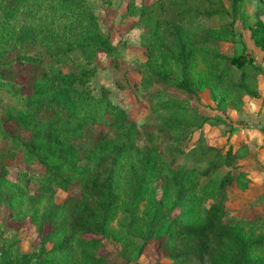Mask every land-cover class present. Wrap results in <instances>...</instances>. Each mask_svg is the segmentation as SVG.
<instances>
[{"label":"trees","instance_id":"trees-1","mask_svg":"<svg viewBox=\"0 0 264 264\" xmlns=\"http://www.w3.org/2000/svg\"><path fill=\"white\" fill-rule=\"evenodd\" d=\"M226 1L228 5L225 0L157 1L160 8H172L175 17L170 20L156 14L145 41L147 60L138 70L145 88L153 83L164 87L146 90L149 104L159 126L174 132L176 138L193 121L185 118L186 99L166 90L190 93L188 78L178 75L195 63L196 55L209 79L227 80L238 100L258 91L254 75L245 70L236 73L243 68L244 55H228L219 46L238 42L234 26L240 21L264 53L260 18L264 0ZM248 4L256 7L252 14ZM213 17L219 20L218 27L208 25ZM113 51L110 36L87 0H0V71L6 75L0 72V90L16 99L5 109L4 118L29 133L27 139L17 140L24 168L17 167L13 174L12 165L0 151V204L7 203L10 219L29 220L38 236L34 246L23 250L17 230L1 224L0 264H110L99 253L101 239L110 234L123 176L137 164L145 166L144 180L162 178L173 187V192L163 191V199L170 197L172 210L187 209L188 219L178 215L168 223L160 245L166 264H220L219 256L225 253L228 264H264V237L244 232L245 226L253 227L256 222L227 219V192L238 175L229 170L218 181L201 185L221 166H230L239 148L219 149L206 163L201 155L192 165L174 167L167 162L171 149L155 143L148 125L142 127L154 143L138 146V127L125 109L112 101L109 89L95 91L91 86L98 55H112ZM21 69L29 73L25 93L15 81ZM206 83L204 80L198 87L203 89ZM200 118L199 122L195 119L197 129L207 121V117ZM90 125L105 126L106 132L100 131L92 147L82 149L78 141ZM0 134L17 139L1 123ZM178 151L184 152L179 146ZM33 162L39 164V171L30 167ZM34 180L38 184L31 188ZM76 188L78 195L57 200L58 192L70 193ZM207 196L213 201L204 206ZM198 212L195 220L193 215ZM66 228L68 233L59 237ZM50 241L54 243L48 249ZM147 244L139 243L133 254L125 255L127 261L141 255Z\"/></svg>","mask_w":264,"mask_h":264},{"label":"rangeland","instance_id":"rangeland-1","mask_svg":"<svg viewBox=\"0 0 264 264\" xmlns=\"http://www.w3.org/2000/svg\"><path fill=\"white\" fill-rule=\"evenodd\" d=\"M157 1L87 0L88 5L96 13L102 30L108 33L114 45L112 55L105 53L98 55L97 71L91 80V86L95 91L102 87L110 90L112 101L123 107L129 119L138 127L137 144L141 148L150 147L154 143L142 127L148 125L156 138L155 143L163 149H171L167 155V162L174 167L182 164L192 165L201 155L206 163L213 159L219 149L225 152L229 146H232L233 150L239 148L230 166H221L213 176L203 179L201 185L208 181H218L227 171L232 170L238 177L231 182L227 192L229 195L227 219L238 218L256 222L253 227L245 226L244 232L253 231L254 236L264 237V53L248 36L240 21L234 26L238 42H221L219 46L228 55H244L243 68H237L236 73L245 70L257 79L258 91L253 96L242 97L241 100L230 92L227 80L219 82L210 80L205 65L199 55H196L195 63L187 66L183 75H178L180 79L188 78L190 93L173 88L166 90L171 96L186 99L188 113L185 118L187 121H193L190 127H184L181 137L176 138L174 132L159 126L157 116L149 104L146 90L164 87L153 83L152 86L145 88L142 84V74L138 70L147 60L145 41L152 32L151 25L156 20V14L160 13L170 20H174L175 17L172 8L165 6L160 8ZM225 5H228L226 0ZM246 7L251 14L256 10L254 4H248ZM260 18L264 22V15ZM219 24L217 17H213L208 23L210 27H218ZM246 55L252 57V62H248L249 58ZM21 70L22 72L16 74L15 81L22 85L25 93L29 88L26 84L29 73L27 70ZM0 72L5 75V72ZM204 80L207 86L200 89L198 85ZM15 103V98L0 90L1 126L17 136L14 140L0 134V151L7 163L12 165L13 174L17 167L26 166L21 152H17V140H25L29 136L20 125L5 121V109ZM201 116L207 117V121L197 129L196 125L199 120L201 121ZM100 131L106 132V127L87 126L78 141L81 148L92 147ZM178 146L184 152L180 153ZM30 167L35 171L41 169L35 162L31 163ZM136 169L126 172L123 176L115 215L109 224L110 234L101 239L102 248L99 253L104 255L110 264H166L160 245L168 231V223L178 215L188 219L187 209L177 207L172 210L168 200L170 197L163 199V191L173 192L169 182L162 178L144 180L141 175L145 166L137 164ZM37 184V180H34L31 188H35ZM78 193L76 188L70 193L58 192L56 196L57 200L61 201ZM212 201L213 199L207 196L203 200V205L208 206ZM199 215L200 212L193 215L195 220ZM9 216L7 203L0 204V225L17 230L20 249L26 250L27 247L34 246L38 242L34 225L29 220L18 222ZM68 231L67 228L63 229L59 237ZM143 241L148 242L144 252L133 261H127L125 255L133 254L138 244ZM53 243V241L46 243V247L51 248ZM70 259L74 261L73 256H70ZM219 259L220 264H228L230 260L227 253L221 254Z\"/></svg>","mask_w":264,"mask_h":264}]
</instances>
